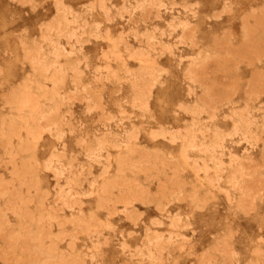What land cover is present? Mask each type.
Masks as SVG:
<instances>
[{
    "label": "rangeland",
    "instance_id": "obj_1",
    "mask_svg": "<svg viewBox=\"0 0 264 264\" xmlns=\"http://www.w3.org/2000/svg\"><path fill=\"white\" fill-rule=\"evenodd\" d=\"M0 264H264V0H0Z\"/></svg>",
    "mask_w": 264,
    "mask_h": 264
},
{
    "label": "bare ground",
    "instance_id": "obj_2",
    "mask_svg": "<svg viewBox=\"0 0 264 264\" xmlns=\"http://www.w3.org/2000/svg\"><path fill=\"white\" fill-rule=\"evenodd\" d=\"M140 62V61H139ZM38 74V73H37ZM41 74V73H40ZM39 77V76H38ZM10 107V106H9ZM51 144V143H50ZM179 258V257H178Z\"/></svg>",
    "mask_w": 264,
    "mask_h": 264
}]
</instances>
